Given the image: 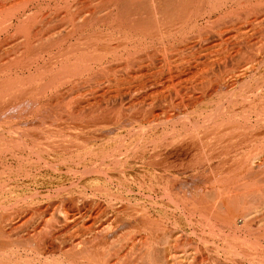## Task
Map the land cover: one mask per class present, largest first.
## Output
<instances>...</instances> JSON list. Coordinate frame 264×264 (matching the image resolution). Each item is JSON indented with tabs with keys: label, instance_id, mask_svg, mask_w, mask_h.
I'll use <instances>...</instances> for the list:
<instances>
[{
	"label": "bare ground",
	"instance_id": "6f19581e",
	"mask_svg": "<svg viewBox=\"0 0 264 264\" xmlns=\"http://www.w3.org/2000/svg\"><path fill=\"white\" fill-rule=\"evenodd\" d=\"M263 14L264 0H0V116L2 117V121L0 119V165L2 167L6 166V163L9 162V158L13 157L12 154H16L17 152L19 153V151H21L24 153H29H26L28 156L25 155L27 157L26 160H28L29 156L36 159V161L34 160L33 162L31 158V163H34L32 166H36L35 169L38 170L36 172H39L40 174H58L62 177L61 173H71L76 170L78 171L77 173H80L79 169H82L83 174H80L83 178L86 176H92L94 174H100V172L101 174L104 173L102 175H105L106 177V175H108L109 172L111 173V171H118V169H120L119 172L121 171L124 173L125 171L128 172L127 170L130 168L134 169V167H136L135 164L138 161L134 164L131 162L135 166L129 167V159L131 158L130 160L135 161L137 160V156H140V159L144 156V154L146 156V149L147 145H149V142L143 139V137H145L144 134V136L141 137L142 140L134 142L136 144H131V142L130 145H128L127 141L123 138V135H120L119 132L123 127L126 128L129 126L130 128V124L132 125V123L129 124L124 120L123 123V121H121V117L120 119L119 117L115 116L117 118V123L121 121L123 125H121L120 122L117 126L112 128L110 125V128L105 127L107 126V123H110V121L108 122L109 119L107 112L110 109L107 107H111V105L109 106L110 101H114L116 99L119 100V102L117 100L116 101L121 107L120 110H123L124 107H126L124 106V102L127 100L129 111L136 109L144 110V112L146 109L155 110V105L161 102V105H159L160 108L164 107L165 110H169L170 112L173 110L182 111L183 108H187L189 105L186 102H190L191 104H198L199 102L202 103V99H204V97L209 95L211 96L213 94H218L219 96L220 93V99L213 103L214 106L213 110H211L212 112L210 111L211 113L206 114L207 111L203 110L206 111V116L199 117L201 119H198L194 123L196 124L197 128L199 127L200 129H204L201 131H199V129H194L195 131H199L198 133L197 131L194 132V134L195 136L197 135L196 138L199 141H202L201 144L204 143L203 141H207L208 146L206 144L204 150H207L206 147H212V141H216L215 145H217V142L220 143L225 139L224 136L227 138L229 132L231 134L230 129H233L234 127L227 130L225 128L229 127L232 122L236 121L237 119V121H241L242 118H244V120L247 117L249 118L247 113L248 115L250 112L254 113L257 118L256 121L260 123L261 120H264ZM261 16L263 18H261ZM241 58L246 60V65L243 67L240 66L241 64L238 65ZM235 62H237V64H235ZM230 64L232 71L228 70ZM231 72L233 74L230 76L233 80H228V78H226V74ZM258 74L260 75L259 77H257ZM241 79H246L247 83L244 82V84L246 83L244 86L241 83L242 85H240L242 87L240 88V86L238 87V84ZM168 89L175 91V100L170 99L171 101H167V99L165 100L163 98L164 91ZM158 97L161 99L159 100ZM157 100L160 102H157ZM103 103L105 104L104 109L106 112L100 111L103 109ZM240 105L242 106L241 108H239ZM53 109H55L56 112L58 111L59 114L55 112L52 114L51 111ZM167 112L168 111H163L165 116ZM110 114L111 115L109 116L111 117L115 115H112V113ZM122 115L124 116L125 114ZM34 117H36L35 119H38L39 117L44 121L52 117L54 121H51V123H48L49 121L42 123V127L39 128L40 131L37 134L32 133V130L28 131L27 128L26 130H22L18 123L17 125H14V123L11 122V120H16L17 118H21V120L23 119L26 121L27 118H32L33 120ZM79 118V121L86 123L79 124L80 122H75L78 121ZM81 118L88 120L84 121ZM123 119L125 118L123 117ZM143 119L145 120V118ZM149 119L150 120L147 121L148 124L145 123V125H149V128L148 126H145L147 128L146 132L148 129L156 126L153 123L159 124L161 122L160 120V122H158L159 117L155 115H153L152 119L151 117ZM247 119L246 121L249 122V119ZM128 120L129 119L126 121ZM168 122H170V120L167 118L163 124ZM193 122L194 121H192V124ZM103 123L106 125L104 126ZM115 123L114 125L117 124ZM124 125H126V127ZM132 128H134L133 125ZM139 128L140 127L137 129ZM137 129H135L136 133L144 131L142 128L138 131ZM236 131L239 132L238 130ZM129 132L131 131L128 129V133ZM144 132H142L141 135ZM110 135L115 136L116 138L113 137L115 139H112V137H108ZM139 135L137 137H139ZM102 138L103 140H101ZM100 141H102V143ZM159 141L160 140L157 142ZM99 142L101 144H98ZM223 143L218 144V146L223 145ZM156 148L158 147L156 146L155 149ZM258 148L259 147H256V151L254 148L253 150L257 152ZM210 151L208 148V152ZM141 152L143 155H139ZM200 152L202 153V151ZM259 154V156H261V153ZM21 155L22 154H20L19 158L23 157V155ZM157 155L153 157L156 159ZM204 155L205 154H203V156ZM209 155L206 154L205 159L208 160L209 157L207 158V156ZM257 155H253V157H256ZM15 156L16 155H14V158ZM25 156L24 158H26ZM253 157L251 156L249 159L243 158L246 161L239 158L240 160H243L241 169H243V171L245 170L246 172H244L246 174L249 173V178L250 172L252 170H258L262 168V166L264 168V159H262L261 163L259 164L256 162V160H261L260 158L262 157ZM24 158H21V160H24ZM199 158L198 161L200 160ZM11 159L12 158H10V160ZM207 160L206 163L208 162ZM20 162L23 163V161ZM150 162L151 161L149 160L148 163ZM204 162L205 160L201 162L200 166H202ZM11 163L13 162H9V164ZM142 164L144 165L145 162ZM26 165L28 164H25V167ZM146 165L147 162L145 167ZM10 166L11 165H9L8 168ZM20 166L22 167L23 165ZM28 166L31 167V164ZM0 170L2 171V168ZM24 170H21V172H24ZM213 170L214 169H212V171ZM257 170L255 172H257ZM27 175L25 174V177ZM112 175H114V173ZM108 176L110 177V175ZM122 176H124V174ZM96 177L98 178V176ZM222 177L223 176H221V178ZM233 178H236V176H233ZM33 179H35V177H33ZM223 179L224 177L222 180H217L216 186L213 185L215 189L211 186L206 187L205 184H202L204 185L205 189L204 187L202 190L198 189L199 192L196 194V201L193 199L196 197L194 196L195 194L192 196L193 201H190L191 203L195 201V204L197 202L198 196H200L198 199L199 208H196L199 211L197 212L200 214V218L202 217L205 218V220H208L205 221L207 223H209L211 220H214L215 222V219H222L233 225V227L239 226L240 221L247 227L249 224L253 225V222L256 221H258L259 224L263 226L264 188L261 189L258 184L256 185L254 183L255 180H251L255 186H259V188H254V184L251 183L253 187L248 189V191L250 190L248 193L246 189L252 185H249L250 183L246 184L249 186L246 188L244 181L241 180L242 182H240V179H237L240 183H243H238L239 188L236 186L237 184L234 186V188L237 187L240 190L239 192V190L235 188L237 192L242 193V190L245 188V191H247H244L247 194L243 192L240 197V195L235 192L236 190L231 191L229 187H226L225 185V188L224 185H222L223 183L229 185V181H227L228 179ZM258 179H256V181ZM74 180L76 181L77 179L74 178ZM234 180L237 182L236 179ZM224 181H227V183ZM48 182L49 181H47V183ZM231 182L234 183V181ZM246 182L250 181L247 180ZM38 183L36 182V184ZM75 183L72 180V184H70L71 186L69 188L63 187L66 183H62L61 185L62 188H66L62 191L65 192L62 194V204L59 201L61 204H59V208L61 206L65 207H61L63 211L53 208L55 203L52 204L51 202H49L48 205L41 210L42 212L40 211L41 213L46 212L49 214L48 212L53 208L57 211L56 213L60 211V215L61 212H63V218H57L62 219V221L55 220V216L58 215H54L55 211L51 210L52 213L54 211L52 215L54 221L51 220L52 218H48V221L45 220L47 221L46 224L42 226L44 223L43 219H45L44 217L46 215L43 216V219L41 216H39L38 218L41 217L43 223L38 227H32V231L28 229L29 234H23L25 236L27 234L26 238H24L25 240L23 239V236H21L22 234H18V232V235L15 234L16 232L14 231V228L13 231L11 230L13 232L12 234L14 235L10 234L11 231H8L9 233L7 232V229L12 227V223L18 220V216L16 214H11V216L8 215L1 219L0 236L2 235L3 237H0V264H170L172 261L175 262V260L176 263H178L179 260L177 262V259L180 258H183V260L185 258V262L188 261V264H191V262L193 263V261H195H192V259L196 258L197 253L194 254V251H181V247H178V232L176 234L177 236L174 234L173 236L171 234L174 239L171 237L173 239L172 240L170 237H168V240H166L168 242L166 243L160 239L161 237L158 236L159 234L161 235V232L156 231V226L158 225L159 227V224L154 223L155 221L153 223H149L152 227H154L152 231L159 232V234L156 236L150 232V234H145L146 236H143L144 233L141 235L140 232L139 234L144 237H139V240H141L139 241L140 245L137 242L138 240L135 242L132 241L133 244L137 243L136 245H139L138 249L136 250L135 246L131 243V240L129 238V240H127V237L131 235L128 229L136 223L138 225V220L141 219V217L137 218L138 220L136 219V216L133 217V219L137 220L136 223H134V221H131L132 219H130L131 213H133L131 212L129 216L130 218H128L130 220L128 221L127 219L128 223L127 221L126 224L120 223L121 225H118L117 230H114L115 227L114 229H110L111 225H107L110 221L109 219H111L110 217L114 216V218L112 217V221H110L113 222V220L116 218H120V220L123 219L121 218L122 214L119 213V215L121 214L120 217L118 214L117 216L113 215L114 213L116 214V212L109 215V207H107L109 211L107 210L108 212H106L107 208H104V210L103 205V212H101L102 209L101 211L96 212L98 211H95L97 200L94 199L96 197H100V195H97L95 198L92 196V200L95 202L91 201V205L89 204L88 208L86 206V208H84V212L81 209H75V204L80 202L83 204L84 200L86 199L85 194L82 193V191L81 193L83 195L81 196L84 197H80V195H77L79 197L78 199L76 196L74 197L73 188L75 186L78 187L79 185ZM78 183L81 184L80 181ZM38 185L42 186L44 184L40 183ZM240 185H244L245 188L244 186L241 188L242 186ZM217 186L219 187L217 189L216 196L219 200L217 198L216 199L218 203L219 201L220 204L222 203L221 206L224 209L226 208V212L224 214L225 217L219 215V204H213L212 201V204H210V200L207 199V194H213L216 192H213L212 190H216ZM193 187L195 188V186ZM171 189L172 187L169 190L171 191ZM93 190L99 189L95 188ZM100 192L101 191H99V193ZM109 193H105L103 197H109ZM112 195L110 196L111 200L109 199L110 203L109 200L106 199L109 203V206L113 198ZM242 195H246L250 201L252 198V201L255 203L251 201V204L250 201H247L248 205H244L247 199L244 196V201L242 199ZM86 196L88 198V194ZM177 196H175V198ZM50 198L53 199V197ZM177 198L174 201L178 200ZM99 199L101 200V198ZM180 199L182 198H179V201ZM188 199L186 198L185 201H180L183 207H186L184 206L183 202L186 203ZM241 199V203L244 202L242 204L243 206H241L239 202ZM236 202L239 203L237 204ZM235 203L239 207V213L236 212L238 208L236 209ZM55 205L56 207L58 206V204ZM65 205H69L70 207L67 206L66 208ZM92 205H95V209L92 207ZM111 206L113 207L112 204ZM114 206L117 207L116 205ZM189 206L187 208H190ZM232 206L236 210L233 209ZM115 207L114 210L118 211L115 209ZM195 207L196 205L194 206V211ZM229 207L232 209H229ZM28 208L30 207L28 206ZM3 209L5 208L3 207ZM97 209L100 208L97 206ZM121 210L123 209L120 207V212ZM125 210L126 208L124 211ZM230 210H234L238 215L236 214L235 216V213H231V215L233 214L235 216L231 219V215L229 213ZM26 211L28 210H24L23 214H26ZM124 213H127V211ZM50 216L51 215H49V217ZM236 218H240L241 220L238 219L236 222ZM115 222H117V219ZM81 225L85 227L87 226L88 230H85L86 233L82 237L80 235V238L77 241H75V237L69 238V235H66L71 229L76 227V230L78 228L77 226ZM161 225L163 226V224ZM151 226L147 227L151 229ZM164 227L161 228L160 226V230L164 229ZM82 228L86 229L84 227ZM82 228L80 227V229ZM225 228H228V226ZM63 230L65 233H62ZM22 231L19 232L21 233ZM210 231L212 230L210 229ZM71 232H74V229ZM146 232H149V230ZM7 234L8 236H6ZM77 234L80 233L77 232ZM136 234L138 235V233ZM169 234L167 236H169ZM153 235H155L156 238ZM165 235L166 232L161 236L164 237ZM133 236L134 237L132 239L134 240V238H136L134 233ZM16 237L18 241H16ZM1 238H3V240ZM169 239H171V243L169 242ZM245 239L247 240L248 238ZM19 241L26 243V246H23L24 249L22 248L24 251L20 250L21 248L18 245L20 244ZM126 241L131 243V246L130 244L128 245ZM235 241L237 243V240ZM123 242H125L126 245L130 247H125ZM25 243H21V246L23 244L25 245ZM163 245L166 246L163 247ZM256 245L255 247H257ZM118 247H121V250H116ZM131 247L133 250H131ZM123 248L125 250L127 248H131L130 251L132 252L134 250V252L139 250V253L138 255L134 253L137 256L132 253V256L131 252L129 253V250H126V252L130 254V256H127V253L125 254V251L122 250ZM191 249L189 248V250ZM256 249L257 248L253 249V251L255 252ZM122 251L124 254L119 255V252L121 253ZM254 252L253 254L249 255V259L255 260V258H257V252ZM57 255L59 258L54 257ZM194 255L195 257H193ZM127 258L129 259L127 260ZM186 258L188 260H186ZM197 263L195 261V264Z\"/></svg>",
	"mask_w": 264,
	"mask_h": 264
},
{
	"label": "rangeland",
	"instance_id": "374dc122",
	"mask_svg": "<svg viewBox=\"0 0 264 264\" xmlns=\"http://www.w3.org/2000/svg\"><path fill=\"white\" fill-rule=\"evenodd\" d=\"M263 17H264V14L262 15ZM261 16V18H263ZM242 59V60H241ZM240 60H239V63H238V65L239 64H241L240 66H244V65H246L245 63H246V60L245 59H243V58H241ZM238 61V60H237ZM235 64H237V62H235ZM230 67L228 68V70L229 71H232L231 69V64L229 65ZM237 66V65H236ZM232 72L231 73H228V74H226V78H228V80H233V79H231V76H232ZM261 74V73H260ZM231 75V76H230ZM260 75L258 74V76L257 77H259ZM230 77V78H229ZM252 80V79H251ZM250 80V81H251ZM253 81L255 82V80L253 79ZM244 82H246V79H241L240 81H239V84H238V87L240 86V88L242 87L241 85L243 84V86L247 83H245L244 84ZM242 83V84H241ZM241 84V85H240ZM173 89V88H172ZM172 89H168V90H165L164 91V95H163V98L166 100L167 99V101H171L172 99H176V93L174 94V90H172ZM170 92V93H169ZM209 97V98H208ZM215 97V98H214ZM220 97H221V95H220V93H219V96H218V94L216 95V94H213V95H209V96H207V97H204V99H202L203 100V102L201 103V102H199L200 103V105H199V103L198 104H194V103H190V102H186L189 106L187 107V108H183L182 109V111L181 110H173V111H170L169 112V110H165V108L164 107H161L160 108V106L159 105H161L160 103V101H158L157 100V102H160V103H157L156 105H155V110L153 111V110H151V109H146V110H148V111H146L145 110V112H144V110H141V109H136V110H133V111H129V109H128V107H129V105L127 106V104H128V101L126 100L124 103H125V105L124 106H126V107H124V109L122 110H120V106L118 105L119 103V100L118 99H116V100H114V101H110V103H109V106L111 105V107H107L108 109H110V110H108L107 112H108V122L110 121V123H107V126H105L106 124L105 123H103L104 124V126L105 127H108V128H110V126H111V128L112 127H114V126H117L121 121H125V122H127V123H132V125H133V127L134 128H132V125L130 124V128H129V126H127L126 127V125H124L126 128H122L121 130H120V132H119V134L120 135H123V138L127 141V143H128V145H130V143L131 144H136V143H134V142H138L139 140H142L141 139V137H143L144 136V134H145V137H143V139H145L146 141H148L149 143V145H147V151H146V156H145V154H144V156L140 159V156H137V160H130L129 159V164L128 165H130L129 167H132V166H135L136 165V167H134V169L132 170L131 168L130 169H128L127 171L128 172H119V170L120 169H118V171H111V173L109 172V174L108 175H110V177L108 176V175H106V177H105V175H102V174H104V173H102L101 174V172H100V174H94V175H92V176H86L85 178H83L82 176H81V174L80 173H82L83 171H82V169H79V171H80V173H77L78 171L76 170V171H73V172H71V173H67V172H64V173H61V175H62V177L60 176V175H58V174H56V175H52V174H47V173H39V172H36V171H38V170H36L35 169V167L34 166H32V164H34V163H31L32 161L34 162V160L36 161V159L35 158H32L31 156H29L28 157V160H26L27 159V157L25 156V155H27V154H29L28 152H26V153H24V152H21V151H19V153L17 152L16 154H12V156L13 157H10V158H12L11 160H10V158H9V162H13V163H11V164H9V162H7L6 163V166H1L0 165V167L2 168V171L0 170V221H1V219L3 218V217H5V216H11V214H16L17 216H18V220H16L15 222H13L12 223V227H10V229L8 228L7 229V232L9 231H13V228H14V231L16 232H14L15 234H17V232H18V234H22L21 236H23V239L24 238H26V236H27V234H29V230L28 229H30V231H32V227H38V226H40L43 222V224H42V226L44 225V224H46V222L48 221V218H52V215H53V213H54V211H55V214L54 215H58V216H55V220H61L62 221V219H57V218H63L62 216H64L62 213L63 212H61V215L59 214L60 213V211H63V207L64 206H61L60 208H59V204L61 203L62 204V200H63V198H62V194H64L65 192H62L63 191V189H66V188H69L71 185L70 184H72V180H73V182L75 183H77V185H78V187H74L73 189H74V191H73V193H74V197L76 196V198L78 199L79 197L77 196V195H80V197H84V196H81V195H83L82 193H84L85 194V200H84V203L82 204L81 202L80 203H77V204H75L76 205V207H78V208H76V207H74L75 209H81L83 212L85 211L84 210V208H86V206H87V208H88V206H89V204L91 205V201L93 202L94 200H97V204H96V206L95 205H92V207H96V209H95V207H94V209H95V211L96 210H98V211H96V212H99V211H101V209H102V207H103V209L104 208H107V207H109V209H110V211H111V213H110V211H109V209L107 208L106 209V212H108L109 211V215H111V214H113L114 212H116V214L114 213L113 215H116L117 216V214H118V216L120 217V215L122 214L123 216H125V217H123L122 215H121V218H123V219H121L120 220V218H116L117 219V222H115V220L116 219H114L113 220V222H110V221H112V217L114 218V216H112V217H110L111 219H109L110 221L108 222V224L107 225H111L110 226V229L112 228V229H114V227H115V229L114 230H117V227H118V225L120 226L122 223L124 224H126V221H127V219L128 218H130V219H132L131 221H134V223H136V221L138 220L137 218H139V217H141V219H139L138 220V222H139V224L137 225V223L136 224H134L132 227H130L129 229H128V231H130V236L129 237H127V240H131V243L133 244V242L132 241H137L138 242V244L140 245V242L139 241H141V240H139V237H143V236H146L145 234H150V232H152L153 234H155L156 236L159 234V232H156V231H160L161 232V235H163V233H165L166 232V235L165 236H167L169 233V236H167V237H162L160 234H159V236L158 237H161L160 239H162L163 241H165V243L166 242H168V241H166V240H168L167 238L168 237H172L173 238V236L175 235V236H177L176 234H177V232H178V236H180V237H178L177 236V245H178V247H181V251H184L185 250V252L186 251H194L195 253L194 254H196L197 253V255H196V258L195 259H192V261L193 260H195L196 261V263L198 262L199 264H257V262H258V264H264V225L262 226V225H260L259 224V222L258 221H256V222H253V225L252 224H249V226L247 227L246 225H244V224H242L241 223V221H240V223L242 224H240L239 223V226H234L233 227V225H231L230 223H227L226 221H224V220H222V219H215V222H214V220L212 221H210L209 223H207V222H205V221H208V220H205V218H200V214H198V199H199V197L200 196H198V199H197V202H196V204H195V201H196V198H197V195L196 194H198V189L199 190H202L203 189V187H204V185H202V184H205L206 185V187H213L214 189H215V187L214 186H216V182H217V180H222V178L224 177V179L223 180H225L226 178L228 179L227 181H229V185H227V184H222V185H224V187H225V185H226V187H229V189L231 190V191H235L236 189L235 188H237L238 187V183L239 184H243V183H240V182H242V181H244V184L246 185V184H249V185H252L251 183H253L252 181H256V179H258L256 182L254 181V183L257 185H259L260 187H261V189H263L264 187V168H263V166H262V168H260V169H254V171L252 170L251 172H250V178H249V173H245L244 171H243V169H241V167H242V165L241 164H243L242 162H243V160H245V159H243V158H248L249 156V158H251V156L253 157V155H257L256 157H258L260 154L259 153H261V156H259L258 158H260V157H262V158H260L261 160H256V162L257 163H261V161H262V159H264V120L262 121L261 120V122L259 123V122H257L256 120H257V118H256V115L254 114V113H249V115H248V113H247V116H249V118L247 117V116H245V117H247L248 119H249V122L248 121H246V119L244 120V118H240L241 119V121L239 122V121H234V122H232V126L230 125L229 127H227V128H225L226 130L227 129H230V128H233V129H230L231 130V134H230V132H229V135H227V138H226V136H224L225 137V139L222 141V142H220V143H223V145H220V146H218V144H220V143H218L217 142V145H215L216 144V141H212V143H213V145H212V147H206V149L207 150H204L205 148V145L207 144V141H203L204 143L203 144H201L202 143V141H199L196 137H197V135L195 136V134H194V132H196L197 131V133L199 132V131H201V130H204L203 128H197L196 127V124H194L195 123V121H197L198 119H201V118H199V117H202V116H206V114H208V113H211L212 111L211 110H213V106H214V102L216 101V100H218V99H220ZM159 98V97H158ZM161 98H159V100H160ZM171 99V100H170ZM214 100V101H213ZM116 101V102H115ZM112 103H113V105H112ZM117 103V104H116ZM190 103V104H189ZM211 103V104H210ZM115 104V105H114ZM103 105V109H101L100 111H105L106 112V110L104 109V107H105V104L103 103L102 104ZM197 105V106H196ZM116 106V107H115ZM115 107V108H114ZM190 107V108H189ZM242 106L240 105L239 106V108H241ZM163 108V109H162ZM117 109V110H116ZM127 109V110H126ZM186 109V110H185ZM54 110V111H53ZM52 111H51V113L52 114H54V112L55 113H58V111L56 112V110L55 109H53ZM118 110H120V111H118ZM150 110V111H149ZM200 110H202V111H200ZM203 110H206V111H203ZM121 111H123V112H121ZM129 111V112H128ZM137 111V112H136ZM153 111V112H152ZM163 111L165 112V111H168L167 113H166V116H165V114L163 113ZM211 111V112H210ZM112 113V115L113 114H115L114 116H112L113 118L115 117V116H117V117H121L120 119H121V121L120 122H118L117 123V121H116V117L114 118V120H113V118L111 117V116H109V115H111L110 113ZM152 112V113H151ZM201 112V113H200ZM205 112H206V114H205ZM103 114H105L104 112H102ZM118 113H119V116H118ZM136 113V114H135ZM154 113V114H153ZM156 113V114H155ZM200 113V114H199ZM59 114V113H58ZM107 114V113H106ZM122 114H125L124 116L122 115ZM130 114H132V115H130ZM134 114V115H133ZM146 114V115H145ZM168 114V115H167ZM172 114V115H171ZM195 114V115H194ZM197 114V115H196ZM252 116H251V115ZM43 115H44V113H43ZM121 115V116H120ZM129 115V116H128ZM153 115H155V116H157V117H159V119H158V122H160L159 124L157 123H153V124H155L156 126H154V127H152L151 129H148L147 130V132H148V134H147V132H146V127L145 126H148V128H149V125H145V123H147L148 124V120H150L149 118L151 117V119L153 118ZM171 117H170V116ZM201 115V116H200ZM46 116H47V114H46ZM131 116V117H130ZM134 116V117H133ZM109 117H111L112 118V120H111V118H109ZM123 117L125 118V119H123ZM148 119H147V118ZM170 117V118H169ZM187 117V118H186ZM252 119H251V118ZM255 117V118H254ZM36 117H34V119L32 120V118H27V121L26 120H21V118H17L16 120H11V122L12 123H14V125H17V123L19 124V127H21V129L22 130H26V128H27V130L29 131H31L32 133H39V128L40 127H42V123H44V122H48V123H51V121L53 122L54 121V119H52V117L50 118V119H46V121H44V120H42V119H40L39 117H38V119H35ZM118 118V119H119ZM129 119L128 121H126L127 119ZM132 118V119H131ZM142 118V119H141ZM143 118H145V120L143 119ZM169 119L170 120V122H168V123H165V124H163L164 123V121H166V119ZM186 118V119H185ZM0 119H1V121H2V117L0 116ZM29 119V120H28ZM82 120H84V121H86V120H88V119H84V118H81ZM130 119H131V121H130ZM187 119H189V120H187ZM247 119V120H248ZM40 120V121H39ZM42 120V121H41ZM80 120V118L78 119V121H75V122H80L79 124H85L86 122H81V121H79ZM136 120H138V121H136ZM160 120V121H159ZM187 120V121H186ZM194 121L193 122V124H194V126H193V124H192V121ZM253 120V121H252ZM113 121H114V123L116 124V125H114V123H113ZM124 121H123V123H124ZM135 121V122H134ZM144 123H143V122ZM174 121H176V122H174ZM189 121V122H188ZM256 121V122H255ZM25 122V123H24ZM174 122V123H173ZM235 122H239L238 124L240 125V127H239V125L237 124V123H235ZM242 122V123H241ZM245 122V123H244ZM251 122V123H250ZM68 123H71V122H68ZM73 123V122H72ZM127 123H125V124H127ZM138 123V124H137ZM25 124V125H24ZM74 124V123H73ZM76 124V123H75ZM112 124V125H111ZM128 124V125H129ZM135 124V125H134ZM144 124V125H143ZM163 124V125H162ZM20 125H23V126H20ZM110 125V126H109ZM121 125H123L122 124V122H121ZM143 125V126H142ZM157 125H158V127H157ZM162 125V126H161ZM237 125H238V127H237ZM244 125V126H243ZM255 125V126H254ZM25 126V127H24ZM102 126V125H101ZM104 126H102V127H104ZM142 126V127H141ZM138 127H140L139 129H137ZM157 127V128H156ZM196 127V128H195ZM143 129L144 131H142V132H144L142 135H141V133L142 132H137L138 133V135H139V133H140V135H139V137H137L138 135H137V133H136V131H135V129H137V131L138 130H140V129ZM241 128H243V129H241ZM128 129H129V131H131V132H129L128 133ZM131 129V130H130ZM186 129V130H185ZM194 129H199V131L198 130H194ZM245 129V130H244ZM236 130H238L239 132H237ZM260 130V131H259ZM133 131H134V133H133ZM232 131H235V132H232ZM166 132V133H165ZM243 132V133H242ZM154 133V134H153ZM134 134V135H133ZM191 134H193V135H191ZM239 134V135H238ZM129 135V136H128ZM130 135H131V137H130ZM152 135V136H151ZM162 135H164V136H162ZM195 136V137H194ZM108 137H112V139H115L116 137L115 136H112V135H110V136H108ZM113 137H115V138H113ZM118 137V136H117ZM133 138V139H132ZM135 138V139H134ZM194 138V139H193ZM243 138V139H242ZM255 138V139H254ZM138 139V140H137ZM156 139V140H155ZM101 140H103V138L101 139ZM135 140V141H134ZM158 140H160L159 142H157ZM165 140V141H164ZM195 140V141H194ZM196 140H198V141H196ZM192 141V142H191ZM194 141V142H193ZM233 141V142H232ZM253 141V142H252ZM101 143H102V141H100ZM98 143V144H101V143ZM153 142H155V143H153ZM169 142V143H168ZM177 142V143H176ZM226 142V143H225ZM154 144V145H153ZM167 144V145H166ZM198 144V145H197ZM261 145V146H260ZM158 147V148H156L155 149V147ZM163 146V147H162ZM207 146H208V144H207ZM216 148H215V147ZM160 147V148H159ZM165 147V148H164ZM179 147V148H178ZM195 147V148H194ZM223 149H222V148ZM256 147H259L258 149H257V152H255L256 151ZM263 147V148H262ZM193 148V149H192ZM203 148V149H202ZM208 148H209V151L210 150H212V151H210V152H208ZM211 148V149H210ZM212 148H214V149H212ZM253 148L255 149V151L253 150ZM260 148H261V150H260ZM159 149V150H158ZM198 149V150H197ZM218 149V150H217ZM202 151V153L200 152V151ZM214 150V151H213ZM220 150H221V152H220ZM251 150V151H250ZM253 150V151H252ZM258 150H259V153H258ZM21 152V153H20ZM142 152H144V151H142ZM141 152V153H142ZM203 152H205V153H203ZM212 152V153H211ZM228 154H227V153ZM251 152H253V153H251ZM263 152V153H262ZM141 153H139V155H143V153L141 154ZM160 153V154H159ZM209 153H210V155H209ZM218 155H216V154ZM219 153V154H218ZM250 153H251V155H250ZM20 154H22L23 155V157H21V158H24V156L26 157V158H24V160L22 159L21 160V158H19L20 157ZM158 154V155H157ZM199 154V155H198ZM202 154V155H201ZM203 154H205L204 156H203ZM206 154H208L209 156H207V158L209 157V159L207 160V159H205L206 157ZM225 154V155H224ZM253 154V155H252ZM14 155H16L15 156V158L18 160V162H17V160L14 158ZM19 155V156H18ZM21 155V156H22ZM157 155V157H156V159L154 158L155 156ZM224 155V156H223ZM248 155V156H247ZM28 156V155H27ZM154 156V157H153ZM160 156V157H159ZM199 156H200V158H199ZM203 156V157H202ZM202 157V158H201ZM217 157V158H216ZM255 156L253 157V158H256ZM31 158H32V161H31ZM134 158V157H133ZM132 158V159H133ZM144 158H145V160H144ZM151 161L150 163H148L149 162V160ZM158 158V159H157ZM198 158L200 159L199 161H203V160H205V162L203 163V165L202 166H200V164H201V162H199L198 161ZM243 159V160H240V159ZM248 158V159H249ZM15 159V160H14ZM141 161H140V160ZM146 159H147V161H146ZM153 159V160H152ZM14 160V161H13ZM26 160V161H25ZM206 160L208 161L207 163H206ZM20 161H23V163L22 162H20ZM27 161H28V163H27ZM138 161V162H137ZM145 162V164H146V162H147V165H146V167H145V164L143 165L142 163H144ZM160 161V162H159ZM210 161V162H209ZM235 161H237V162H235ZM239 161V162H238ZM246 161V160H245ZM18 164H17V163ZM29 162H30V164H31V167H29L28 165H30L29 164ZM134 164L135 162H137L135 165H133L132 163ZM141 163V165H140V163ZM163 162V163H162ZM199 162V163H198ZM20 163V164H19ZM28 164V165H26V167H25V164ZM131 163V164H130ZM239 163V164H238ZM247 163V162H246ZM256 163V164H257ZM137 164H138V166H137ZM149 164V165H148ZM155 164V165H154ZM159 164V165H158ZM196 164V165H195ZM208 164V165H207ZM249 164V163H248ZM9 165H11L9 168H8V166ZM19 165V166H18ZM20 165H23L22 167L20 166ZM128 165H127V167H128ZM140 165V166H139ZM213 165V166H212ZM198 166V167H197ZM200 166V167H199ZM207 166V167H206ZM221 166V167H220ZM236 166H238V167H236ZM21 167V168H20ZM23 167H24V169H23ZM32 167H33V169H32ZM126 167V168H127ZM128 167V168H129ZM145 167V168H144ZM170 167V168H169ZM209 167V168H208ZM215 167V168H214ZM233 167V168H232ZM0 168V169H1ZM19 168V169H18ZM31 168V169H30ZM167 168V169H166ZM4 169H6V170H4ZM24 170V172L22 171L21 172V170ZM32 171H30V170ZM35 169V170H34ZM155 169V170H154ZM200 169H202V170H200ZM212 169H214L213 171L215 172H213L212 171ZM220 169V170H219ZM18 170V171H17ZM32 173V175H31V173L29 172V171ZM132 170V171H131ZM207 170H208V172H207ZM241 170V171H240ZM257 170V172H255ZM29 173H28V172ZM131 171V172H130ZM212 171V172H211ZM219 171V172H218ZM230 171V172H229ZM9 172H11V173H9ZM13 172V173H12ZM21 172V173H20ZM232 172V173H231ZM236 172V173H235ZM240 172V173H239ZM254 172V173H253ZM27 173H28V175H27ZM77 173V174H76ZM114 173V175H112ZM116 173V174H115ZM119 173V174H118ZM121 173H122V175L124 174V176H122L121 175ZM126 173V174H125ZM212 173V174H211ZM221 173H223V174H221ZM226 173V174H225ZM238 173V174H237ZM14 174V175H13ZM25 174L29 177H25ZM72 174H73V176H72ZM83 174V173H82ZM221 174V175H220ZM238 175V177H237V175ZM241 174V175H240ZM254 174V175H253ZM261 174H262V176H261ZM40 175V176H39ZM46 175V176H45ZM50 175V176H49ZM121 175V176H120ZM177 175V176H176ZM207 175V176H206ZM240 175V176H239ZM259 175V176H258ZM18 176V177H17ZM35 177V179H33V177ZM48 176V177H47ZM58 176V177H57ZM81 176V177H80ZM96 176H98V178H100V179H98ZM127 176V177H126ZM220 176V177H219ZM221 176H223L222 178H221ZM227 176V177H226ZM233 176L235 177L236 176V178H233ZM247 176V177H246ZM254 176V177H253ZM258 176V177H257ZM3 177V178H2ZM54 179H53V178ZM79 179H78V178ZM162 177V178H161ZM226 177V178H225ZM245 178L244 180L243 179H241V178ZM26 178H28V179H26ZM63 178V179H62ZM74 178H76L77 180L75 181L74 180ZM102 178V179H101ZM123 178H125V179H123ZM191 178V179H190ZM207 180H206V179ZM216 178V179H215ZM219 178V179H218ZM249 178V179H248ZM252 178V179H251ZM255 178V179H254ZM72 179V180H71ZM81 179V180H80ZM89 179H91V180H89ZM97 179H98V181H97ZM110 181H109V180ZM120 179V180H119ZM234 179H240L239 181L237 180V182L234 180ZM12 180V181H11ZM34 180V181H33ZM39 181V183H38V181ZM45 182H44V181ZM54 180H56V181H54ZM97 182H96V181ZM100 180V181H99ZM126 180V181H125ZM161 180V181H160ZM212 180V181H211ZM242 180V181H241ZM250 181V182H246V181ZM252 180V181H251ZM30 181H32V182H30ZM47 181H49L48 183H47ZM81 182V184L80 183H78V182ZM102 181V182H101ZM105 181V182H104ZM108 183H107V182ZM206 181V182H205ZM208 181V182H207ZM227 181L225 182V183H227ZM231 181H234V183L233 182H231ZM35 182V183H34ZM36 182L38 183V184H44V185H38V184H36ZM52 184H51V183ZM95 182V183H94ZM120 184H119V183ZM198 182V183H197ZM209 182H211V183H209ZM214 182V183H213ZM236 182V183H235ZM261 183V184H259V183ZM4 183V184H3ZM15 183V184H14ZM47 183V184H46ZM62 183H66L65 184V186H63V187H66V188H62ZM75 183V184H76ZM104 183V184H103ZM253 183V184H254ZM49 184V185H48ZM90 184V185H89ZM198 184V185H197ZM211 184V185H210ZM232 184H234V185H232ZM237 184V185H236ZM255 184H254V186H255ZM263 184V185H262ZM100 185V186H99ZM103 185V186H102ZM108 185V186H107ZM121 185V186H120ZM208 185V186H207ZM214 185V186H213ZM237 186V187H235L234 188V186ZM40 186V187H39ZM59 186H60V188L62 189H60L59 188ZM80 186V187H79ZM84 188H83V187ZM93 186V187H92ZM172 187V189H171V191H172V193H171V191L169 190L171 187ZM175 188H174V187ZM193 186H195V188L193 187ZM197 186H198V188H197ZM240 186H242V185H240ZM244 186V185H243ZM243 186L241 187V188H243ZM247 186L248 185H246V188H247ZM259 186H255L254 188H259ZM99 189V190H93V189ZM105 189H104V188ZM201 187V188H200ZM218 187L219 186H217L216 187V190H212L213 192L214 191H216V192H214L213 194L211 193H209V194H207L208 196H207V199L208 200H210V204H212V202H213V204H217L218 202H217V199H218V197L216 196L217 195V189H218ZM225 187V188H226ZM231 187V188H230ZM234 189H233V188ZM249 187V186H248ZM251 187H253V185L252 186H250L249 188H245V186H244V188L248 191V189H250ZM58 188V189H57ZM80 188V189H79ZM87 188V189H86ZM107 188V189H106ZM174 188V189H173ZM239 188V187H238ZM237 188V189H238ZM56 189V190H55ZM104 189V190H103ZM204 189H205V187H204ZM228 189V188H227ZM228 189V190H229ZM245 189H243L242 191L244 192L245 191ZM2 190H3V192H2ZM57 190H58V192H57ZM60 190V191H59ZM87 190V191H86ZM91 190V191H90ZM116 190V191H115ZM128 190H129V192H131V193H129L128 192ZM239 190V189H238ZM80 191V192H79ZM81 191H82V193H81ZM85 191V192H84ZM95 191H98V192H95ZM99 191H101L100 193H99ZM168 191H170V192H168ZM183 191V192H182ZM194 191V192H193ZM247 191H245V192H247ZM250 191V190H249ZM249 191H248V193H249ZM87 192V193H86ZM107 192L109 193H111V195L113 196V198H112V201H111V204L113 205V207L111 206V204H110V206H109V203H110V200H111V195H110V193L108 194L109 195V197L108 196H105V197H103V195H105V193L107 194ZM187 192V193H186ZM193 192V193H192ZM197 192V193H196ZM235 192H237V190L235 191ZM239 192H240V190H239ZM239 192H237L239 195H240V197H241V194H243V192L242 193H239ZM244 192V193H245ZM57 193H59V194H57ZM79 193H81V194H79ZM94 194V195H92V194ZM96 193V194H95ZM98 193V194H97ZM171 195H169V194ZM182 193V194H181ZM186 193V194H185ZM191 193V194H190ZM38 194H39V196H38ZM60 194H61V196H60ZM88 194V198H87V195ZM195 194V195H194ZM218 194H220V193H218ZM245 194H247V193H245ZM55 196V199H54V196ZM99 196L100 195V197H96V196ZM179 197H178V196ZM196 196L195 198H193L192 196ZM43 196V197H42ZM47 196V197H46ZM57 196V197H56ZM91 196V197H90ZM92 196H94V200H92L93 199V197ZM115 196V197H114ZM119 196V197H118ZM122 196V197H121ZM175 196H177L176 198L178 199V200H176V201H174L176 198H175ZM243 196V195H242ZM245 197H246V195H244ZM244 196H243V200L245 199L244 198ZM29 197V198H28ZM50 197H53V199L52 198H50ZM61 197V198H60ZM89 197H90V199H89ZM108 197V198H107ZM118 197V198H117ZM211 197V198H210ZM99 198H101V200L99 199ZM116 198V199H115ZM170 198V199H169ZM174 198V199H173ZM179 198H182V199H180V201H185L186 200V198L188 199V198H190V199H188V201L186 202V203H184L183 202V204H184V206H186V207H183L182 205H181V203H180V201H179ZM184 198V199H183ZM195 200L194 202H192L191 203V201H193V199ZM217 198V199H216ZM62 199V200H61ZM89 199V200H88ZM102 202V204H101V202L99 201V200ZM109 200V203H108V201L107 200ZM172 199V200H171ZM242 199L239 201L240 202V205L241 206H243L242 204L244 203H241V201H242ZM246 201H245V203H244V205H248V202L247 201H250V199H248V197H246ZM51 200V201H50ZM104 200V201H103ZM115 200H117V201H115ZM191 200V201H190ZM219 200V199H218ZM253 199L251 198V201H252ZM59 201H60V203H59ZM179 201V202H178ZM189 201H190V203H189ZM212 201V202H211ZM250 201V202H251ZM16 202V203H15ZM18 202V203H17ZM49 202H51L52 204H58V206L56 207V205L54 204V206H53V208H55V209H57V210H60V211H58V213H56L57 211L56 210H54L53 208L51 209V210H54L53 211V213H52V211L50 210L48 213L49 214H47L46 212H43V213H41L42 211V209L43 208H45L47 205H48V203ZM86 202V203H85ZM95 202V201H94ZM98 202H99V204H98ZM238 202V203H239ZM247 202V203H246ZM252 202H254V201H252ZM252 202H251V204H252ZM15 203V204H14ZM123 203V204H122ZM225 203V202H224ZM237 203V202H236ZM235 203V204H236ZM237 203V204H238ZM255 203V202H254ZM28 204V205H27ZM60 204V205H61ZM81 206H80V205ZM85 204H87V205H85ZM107 204V205H106ZM186 204V205H185ZM194 204V205H193ZM219 205H218V211L220 212L219 213V215H222L223 217H225L224 216V214H225V209L221 206L222 205V203L220 204V201H219V203H218ZM225 204H227V203H225ZM237 204L235 205V207H236V209H237V211L236 212H238L239 211V207L237 206ZM5 205V206H4ZM37 205V206H36ZM71 205V204H70ZM79 205V206H78ZM83 205V206H82ZM85 205V206H84ZM103 205V206H102ZM114 205H116L117 207H115ZM123 206V208H122V206ZM156 205V206H155ZM176 205V206H175ZM189 205H192V206H189ZM196 205V207H195V211H194V206ZM239 205V206H240ZM28 206L30 207V208H28ZM66 206V208H67V206L68 207H70L69 205H65ZM97 206H98V208H100V209H97ZM99 206H101V207H99ZM127 206V207H126ZM161 206V207H160ZM190 207V208H187V207ZM2 207V208H1ZM3 207L5 208V209H3ZM79 207H82V208H79ZM112 208V210H111V208ZM114 207H115V209H117L118 211H116V210H114ZM120 207H121V209H123V210H121V212H120ZM177 207V208H176ZM8 208V209H7ZM27 208V209H26ZM39 208H40V210H39ZM65 208V207H64ZM126 208V210L124 211V209ZM185 208V209H184ZM193 208V209H192ZM197 208V209H196ZM232 208H233V206H232ZM232 208H230L229 207V209H232ZM28 210V211H26L27 213L26 214H23L24 213V210ZM103 209H102V211L101 212H103ZM129 211H128V210ZM173 209V210H172ZM223 209V210H222ZM233 209H235V208H233ZM235 209V210H236ZM4 210V211H3ZM8 210V211H7ZM30 210V211H29ZM105 210V209H104ZM108 210V211H107ZM142 210V211H141ZM176 210V211H175ZM33 211V212H32ZM41 211V212H40ZM122 211H124V212H126L127 211V213H124V212H122ZM198 211V212H197ZM224 211V212H223ZM30 212V213H29ZM32 212V213H31ZM131 212H133V213H131ZM138 212V213H137ZM189 212V213H188ZM222 212V213H221ZM45 213V214H44ZM119 213H121L120 215H119ZM130 213H131V216H130ZM141 215H140V214ZM144 214V216H143V214ZM195 213H196V215H195ZM229 213H230V215H231V213H235V211L233 210H230L229 211ZM239 213V212H238ZM34 214V215H33ZM126 214V215H125ZM190 214H192V215H194V216H192V215H190ZM231 215L230 216V218L232 219L233 217H235L236 216V214L237 213H235L234 215ZM4 215V216H3ZM38 215V216H37ZM44 215H46L44 218L45 219H43V216ZM49 215H51L50 217H49ZM132 215H134V216H132ZM190 215V216H189ZM238 215V214H237ZM35 217V219H34V217ZM39 216H41L42 217V219H43V222H42V219H41V217L40 218H38ZM61 216V217H60ZM130 216V217H129ZM136 216V219L137 220H135V219H133V217H135ZM187 216V217H186ZM54 217V216H53ZM149 217V218H148ZM126 218V219H125ZM130 219H128V221L130 220ZM196 219V220H195ZM241 220L240 218H236V222H237V220ZM45 220H47V221H45ZM52 221H54V218H52L51 219ZM121 221V222H119V221ZM143 220V221H142ZM145 220V221H144ZM148 220H150V221H148ZM159 220V221H158ZM200 220H202V221H200ZM219 220V221H218ZM50 221V220H49ZM128 221H127V223H128ZM148 221V222H147ZM155 221V222H154ZM161 221V222H160ZM37 222H39V223H37ZM144 222V223H143ZM149 222H154V223H157V224H159V227H158V225L157 224H153V225H157L156 226V231H152L153 229H154V227H152L151 225H150V223ZM189 222V223H188ZM198 222V223H197ZM203 222V223H202ZM221 222V223H220ZM36 223V224H35ZM104 223H105V221H104ZM113 223H116V224H113ZM117 223H119V224H117ZM121 223V224H120ZM141 223V224H140ZM149 223V224H148ZM211 223V224H210ZM227 223V224H226ZM39 224V225H38ZM89 224V223H88ZM87 224V225H88ZM143 224V225H142ZM148 224V225H147ZM161 224H163V226L161 225ZM228 224H230V225H228ZM14 225V226H13ZM20 225V226H19ZM24 225V226H23ZM33 225V226H32ZM35 225V226H34ZM115 225V226H114ZM151 226V229H149L147 226ZM167 225V226H166ZM204 225V226H203ZM208 225H209V227H208ZM244 225V226H243ZM252 225V226H251ZM259 225V226H258ZM17 226H19V227H17ZM28 226V227H27ZM160 226H161V228H163L164 226H166V227H164V229H161L160 230ZM204 228H203V227ZM210 226H212V227H210ZM217 226V227H216ZM228 226V228H225V227H227ZM230 226V227H229ZM78 228H79V230H78V228L75 230V228H73L74 229V232H71V231H73V229H71L70 231H69V233H71V234H69L68 232H67V234L66 235H69L68 237L69 238H74L75 237V239H73V240H75V241H77L79 238H80V235H81V237L86 233V231L85 230H88L87 228V226L85 227V226H77ZM80 227L82 228V227H84V228H86V229H80ZM147 227V228H146ZM158 227V228H157ZM238 227V228H237ZM240 227V228H239ZM242 227V228H241ZM16 228V229H15ZM19 228V229H18ZM213 228V229H212ZM215 228V229H214ZM219 228V229H218ZM235 228V229H234ZM263 228V229H262ZM23 231H22V230ZM147 229V230H146ZM158 229V230H157ZM205 229V230H204ZM210 229L212 230V231H210ZM233 229V230H232ZM24 230H25V232H24ZM26 230H27V232H26ZM138 230V231H137ZM149 230V232H146V231H148ZM163 230V231H162ZM166 230V231H165ZM170 230V231H169ZM219 230H221V231H219ZM11 231V233L10 234H12L13 232ZM19 231H22V232H24V233H20ZM78 233H80V234H77V232ZM84 233H83V232ZM113 231V230H112ZM123 231V230H122ZM127 231V230H126ZM165 231V232H164ZM210 231V232H209ZM234 231H236V232H234ZM8 232V233H9ZM141 232V233H140ZM169 232V233H168ZM25 233H27L26 234V236L25 235H23V234H25ZM31 233V232H30ZM62 233H65V231L63 230L62 231ZM73 233V234H72ZM83 233V234H82ZM87 233H88V231H87ZM133 233L135 234V237L136 238H134V240L132 239L134 236H133ZM136 233H138V235L136 234ZM142 235L143 233V236H141L140 234ZM151 233V234H152ZM203 233V234H202ZM206 233H208V234H206ZM213 235H212V234ZM234 233V234H233ZM239 233V234H238ZM17 234V235H18ZM173 236H172V235ZM206 234V235H205ZM225 234V235H224ZM230 234V235H229ZM12 235H14V234H12ZM71 235V236H70ZM74 235V236H73ZM155 235H153L155 238H156V236ZM171 235V236H170ZM212 235V236H211ZM2 236V235H1ZM0 236V237H1ZM6 236H8V234L6 235ZM77 236H78V238H77ZM132 236V237H131ZM138 236V237H137ZM250 236V237H249ZM3 237V236H2ZM4 237H5V235H4ZM213 237V238H212ZM230 237V238H229ZM7 238V237H6ZM15 238V237H14ZM22 238V237H21ZM129 238V239H128ZM140 238V239H141ZM144 238V237H143ZM171 238V239H172ZM220 238V239H219ZM239 238V239H238ZM245 238H248L247 240L245 239ZM2 240H3V238H1ZM5 239V238H4ZM165 239V240H164ZM171 239H169V242L171 243ZM174 239V238H173ZM172 239V240H173ZM200 239V240H199ZM202 239V240H201ZM207 239V240H206ZM242 239H244V240H242ZM250 239V240H249ZM21 241H23L22 239H20ZM25 240V239H24ZM180 240V241H179ZM235 240H237V243H236V241ZM16 241H18L17 240V237H16ZM21 241H19L20 242V244H18L19 246H20V250H22V251H24L23 249H24V247L26 246V243L25 242H21ZM179 241V242H178ZM183 241H184V243H183ZM230 241V242H229ZM19 242H15V243H19ZM127 242V241H126ZM130 242V241H129ZM21 243H25V245L23 244L22 246H21ZM128 243V242H127ZM131 243H128V245L130 244V246H131ZM180 243V244H179ZM189 243V244H188ZM212 243V244H211ZM227 243V244H226ZM236 243V244H235ZM249 243V244H248ZM254 243H255V245L257 246V247H255V245H254ZM260 243V244H259ZM137 244V243H136ZM136 244H133L134 246H135V249L137 250L138 249V247H139V245H136ZM248 244V245H247ZM123 245H125V247H130V246H128V245H126V243L125 242H123ZM132 245V247L134 248V246ZM180 245V246H179ZM184 245H186V246H184ZM190 245H192V246H190ZM217 245V246H216ZM229 245V246H228ZM246 245V246H245ZM250 245V246H249ZM262 245V246H261ZM24 246V247H23ZM166 246V245H165ZM164 245H163V247H165ZM238 246V247H237ZM16 247V246H15ZM123 247V246H122ZM124 247V248H125ZM131 247V248H132ZM191 247H192V249H191ZM248 247V248H247ZM253 247H255V248H257L256 249V251L254 252L253 251V249H255V248H253ZM23 248V249H22ZM120 248V249H119ZM122 249V250H124L125 252V254L127 253L126 252V250H129V253L131 252V254L133 253H136L137 255H138V253H139V250L137 251V252H132V251H130V249L129 248H127L126 250L125 249ZM133 248L131 249V250H133ZM189 248L191 249V250H189ZM218 250H217V249ZM250 248V249H249ZM253 248V249H252ZM121 250V247H118V248H116V250ZM252 249V250H251ZM179 250H180V248H179ZM197 250V251H196ZM250 252H249V251ZM224 252V253H223ZM253 252L254 253H256L257 255V258H255V260H251V259H249V255L250 254H253ZM116 253V252H115ZM122 253V254H121ZM119 252V255H123L124 253H123V251L122 252ZM129 253H127L126 255L128 256H130V254ZM182 253H184V252H182ZM245 253V254H244ZM247 253V254H246ZM133 254H132V256H133ZM136 254H134V255H136ZM136 255V256H137ZM244 255H245V257H244ZM246 255H247V258H246ZM58 256V255H57ZM57 256H54V257H56V258H59V256L57 257ZM131 256V257H132ZM136 256H134V257H136ZM198 256V257H197ZM193 257H195V255L193 256ZM254 258V257H253ZM129 258H127V260H128ZM204 259V260H203ZM259 259V260H258ZM130 260H131V258H130ZM178 260H179V262H178ZM186 260H188L187 258H186ZM262 260V261H261ZM195 261H193V263L191 262V264H195ZM200 261V262H199ZM225 261H227V262H225ZM177 262L179 263V264H188V261L187 262H185V258H184V260H183V258H180V259H177ZM181 262V263H180ZM171 263H175V264H178V263H176V260H175V262L174 261H172ZM170 263V264H171ZM197 263V264H198Z\"/></svg>",
	"mask_w": 264,
	"mask_h": 264
}]
</instances>
